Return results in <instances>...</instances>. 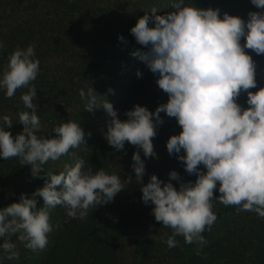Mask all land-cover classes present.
<instances>
[{"label": "clouds", "instance_id": "clouds-1", "mask_svg": "<svg viewBox=\"0 0 264 264\" xmlns=\"http://www.w3.org/2000/svg\"><path fill=\"white\" fill-rule=\"evenodd\" d=\"M251 4L260 11L249 12L247 21L228 13L221 18L220 9L197 8L186 5L185 0H172L173 11L158 15L153 7L138 19L130 32L146 50L131 55L158 75L156 83L168 96L167 103L154 112L135 105L121 121L105 96L92 87L79 91L84 111L102 108L110 117L103 135L117 152L127 142L142 150L145 158L156 157L153 139L164 123L160 114L176 119L181 132L168 139L167 152L176 154L188 175L196 176L195 182H181L177 189L152 175L140 189L143 203L154 205L155 221L171 230L164 241L169 249L177 247V237H182L186 245L196 246L197 256H203L208 243L203 233L211 232L218 219L213 211L216 203L264 219V88L250 91L257 87L256 63L245 51L264 55V0H251ZM3 48L0 42V50ZM39 71L40 61L34 46L29 45L17 47L0 74V90L6 98L27 89L20 97L26 110L18 113L22 132L13 137L6 130L13 126L12 117H0V158H18L21 166H30L33 179L44 178L43 166L49 161H58L85 143L84 131L72 120L52 129L56 138L37 135L42 125L33 82ZM137 76H141L139 71ZM108 91L114 94V90ZM242 93H247V108L237 103ZM132 160L135 182L142 184L145 162L140 151ZM45 176L44 186L31 198L22 193L18 203L0 209V238L4 239L0 260H19L12 237L34 253L43 251L53 231L50 214L57 206L66 210L68 220H85L92 209L113 202L133 183L131 176L122 181L103 168L94 173L78 157L72 164L65 163L59 174L48 171ZM169 179L179 181L180 177L172 171ZM217 189L218 197L214 196ZM37 197L42 198V207H37Z\"/></svg>", "mask_w": 264, "mask_h": 264}, {"label": "trees", "instance_id": "trees-1", "mask_svg": "<svg viewBox=\"0 0 264 264\" xmlns=\"http://www.w3.org/2000/svg\"><path fill=\"white\" fill-rule=\"evenodd\" d=\"M171 2L0 0V42L4 44L0 50V74L17 47L26 49L33 45L40 61L39 75L33 82L42 125L37 135L56 138L52 129L70 120L76 121L85 133V143L70 150L68 156L49 161L43 166L44 172L59 174L65 163L72 164L78 157L94 173L103 168L108 174L119 175L122 181L128 176L133 180L113 202L92 209L85 220H68L66 210L57 206L50 214L53 231L48 234L47 247L34 253L12 237L20 258L0 260V264H264V219L252 212L237 213L235 207L219 203L213 208L218 219L212 231L203 233L208 241L202 249L203 256H197L196 246L186 245L182 237H177L175 248L169 249L164 243L171 230L155 221L154 205L143 203L140 189L152 175L164 183L171 182L177 189L181 182L196 180L195 175H188L176 154L170 156L167 152L168 139L181 132L175 118L160 114L164 123L157 127L153 139L156 157L145 158L142 150L127 142L120 152L107 144L103 134L110 117L102 108L92 113L84 111L79 91L89 87L112 103L121 121L127 119L124 113L135 105L154 112L160 104L167 103V94L156 83L158 75L131 55L146 49L135 41L130 29L153 7L158 15L173 11ZM185 4L205 10L220 9L221 18L228 13L245 21L249 12L260 11L251 0H185ZM121 36L123 40L119 39ZM244 43L242 38L241 44ZM245 51L256 63L257 87L250 89L256 92L264 88V55ZM26 92L27 89H19L8 99L0 90V117H12L13 126L6 130L13 137L23 130L18 113L26 110L20 99ZM246 101L247 93H242L237 103L247 108ZM137 151L145 162L142 184H136L132 169V156ZM201 170L205 171L202 166ZM172 171L178 173L179 181L169 179ZM44 172V178L33 179L30 166H21L18 158H0V209L18 203L22 193L31 198L34 191L44 186ZM219 195L217 189L214 196ZM37 201V207H42V198L37 197ZM3 242L0 238V244Z\"/></svg>", "mask_w": 264, "mask_h": 264}]
</instances>
